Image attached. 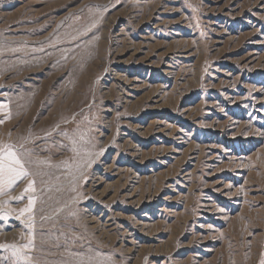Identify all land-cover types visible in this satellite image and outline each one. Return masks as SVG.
<instances>
[{"label": "rangeland", "instance_id": "rangeland-1", "mask_svg": "<svg viewBox=\"0 0 264 264\" xmlns=\"http://www.w3.org/2000/svg\"><path fill=\"white\" fill-rule=\"evenodd\" d=\"M7 153L0 264H264V0H0Z\"/></svg>", "mask_w": 264, "mask_h": 264}, {"label": "snow or ice", "instance_id": "snow-or-ice-1", "mask_svg": "<svg viewBox=\"0 0 264 264\" xmlns=\"http://www.w3.org/2000/svg\"><path fill=\"white\" fill-rule=\"evenodd\" d=\"M14 164H20L19 159L15 157L13 153H7L5 156L0 159V172L4 171L7 169L8 171H14L13 165ZM21 167H23L21 165Z\"/></svg>", "mask_w": 264, "mask_h": 264}]
</instances>
